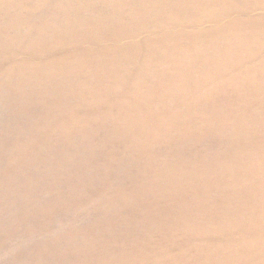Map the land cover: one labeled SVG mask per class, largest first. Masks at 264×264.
I'll list each match as a JSON object with an SVG mask.
<instances>
[{"label":"rangeland","instance_id":"rangeland-1","mask_svg":"<svg viewBox=\"0 0 264 264\" xmlns=\"http://www.w3.org/2000/svg\"><path fill=\"white\" fill-rule=\"evenodd\" d=\"M0 264H264V0H0Z\"/></svg>","mask_w":264,"mask_h":264}]
</instances>
